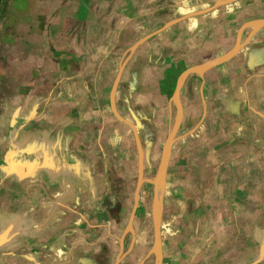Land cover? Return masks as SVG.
<instances>
[{
  "label": "rangeland",
  "instance_id": "rangeland-1",
  "mask_svg": "<svg viewBox=\"0 0 264 264\" xmlns=\"http://www.w3.org/2000/svg\"><path fill=\"white\" fill-rule=\"evenodd\" d=\"M170 30L161 61L144 51ZM263 30L264 0H0V264H211L210 224L185 223L211 210L187 200L201 144H181L159 86L171 44L225 51L206 71ZM257 226L226 264H264L263 205Z\"/></svg>",
  "mask_w": 264,
  "mask_h": 264
},
{
  "label": "crops",
  "instance_id": "crops-1",
  "mask_svg": "<svg viewBox=\"0 0 264 264\" xmlns=\"http://www.w3.org/2000/svg\"><path fill=\"white\" fill-rule=\"evenodd\" d=\"M173 33L170 30L160 34L159 42L157 39L153 44L142 46L144 51L154 46L152 58L161 61L156 47H163L164 43L156 44L168 36L173 40ZM255 33L251 31L247 34L243 41L245 48L231 61L206 71L199 69L218 61L225 51L212 52L211 56L209 53L205 57L204 51L200 56L191 50L190 54L187 49L179 55L177 45L171 44L173 51L171 49L169 52H173L175 60L171 64L176 65L173 66L176 70L172 75L176 80L173 86L161 80L159 86V90H175L174 96L177 93V99L173 102L177 111L175 129L182 124L181 144H201L202 152L193 155L194 159L200 155L201 165H191V172L201 176V183L195 182V178L187 182L193 192H198L191 194L187 200L199 199V207L211 210L209 215L193 214L192 218H186L185 223L187 231L191 232V228L195 227V233L198 232V224H210L212 234L206 235L204 230L201 238L206 236L217 240L213 243L219 251L212 256L211 264L229 263L227 254L229 249L235 248L240 262L243 232L248 229L251 232L254 228L257 230L259 208L264 206V201L259 199L260 192H264V34ZM163 62L168 63V60ZM163 67L172 68L170 65ZM140 77H143L141 71ZM140 77H137L138 86L143 81ZM172 135L174 132L170 137ZM58 189L60 195L63 194L62 190L69 192L66 183L59 185ZM216 209L220 210L217 214ZM123 221V215L112 217V223H116L117 226H114L118 229ZM227 237L231 240L228 241ZM54 254L53 251L49 253ZM45 264L53 263L49 261Z\"/></svg>",
  "mask_w": 264,
  "mask_h": 264
},
{
  "label": "bare ground",
  "instance_id": "bare-ground-1",
  "mask_svg": "<svg viewBox=\"0 0 264 264\" xmlns=\"http://www.w3.org/2000/svg\"><path fill=\"white\" fill-rule=\"evenodd\" d=\"M162 180H163V177H162ZM159 252V251H158ZM161 255V254H160Z\"/></svg>",
  "mask_w": 264,
  "mask_h": 264
}]
</instances>
